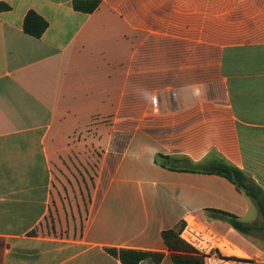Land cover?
Here are the masks:
<instances>
[{"label":"crops","instance_id":"1","mask_svg":"<svg viewBox=\"0 0 264 264\" xmlns=\"http://www.w3.org/2000/svg\"><path fill=\"white\" fill-rule=\"evenodd\" d=\"M0 4V264H174L163 232L188 215L264 264L210 211L255 224L256 203L195 170L224 159L264 191V0Z\"/></svg>","mask_w":264,"mask_h":264},{"label":"trees","instance_id":"2","mask_svg":"<svg viewBox=\"0 0 264 264\" xmlns=\"http://www.w3.org/2000/svg\"><path fill=\"white\" fill-rule=\"evenodd\" d=\"M98 1H76L74 8L79 11L93 12L99 6ZM9 9L7 5L0 4V10ZM48 22L35 11H29L24 19L23 30L25 33L35 38H41L46 32ZM195 170L208 174L223 176L234 183L239 191L244 192L256 203L261 219H264V191L255 183L250 181L245 174L224 159L212 163H201ZM214 217L227 222L232 228L245 236H252L255 232L262 230L260 223L246 224L237 216L218 210H210ZM182 222L179 226L163 232V238L174 264H205L204 259L197 255L195 250L184 242L179 234L183 228ZM107 251L120 258L123 264H141L145 260L155 263L162 261L164 254L133 249L109 248Z\"/></svg>","mask_w":264,"mask_h":264},{"label":"built area","instance_id":"3","mask_svg":"<svg viewBox=\"0 0 264 264\" xmlns=\"http://www.w3.org/2000/svg\"><path fill=\"white\" fill-rule=\"evenodd\" d=\"M183 223L180 238L204 259L205 264H263L257 259L239 256L205 221L188 215Z\"/></svg>","mask_w":264,"mask_h":264},{"label":"rangeland","instance_id":"4","mask_svg":"<svg viewBox=\"0 0 264 264\" xmlns=\"http://www.w3.org/2000/svg\"><path fill=\"white\" fill-rule=\"evenodd\" d=\"M72 175H70V178L69 179H66V181L68 180V181H73L74 180V182L75 181H78L77 179H78V177L80 176V180L81 181H83V177H82V175H79V174H76L74 177H76V178H73L72 179V177H71ZM259 223H260V225H262V230L261 231H259V232H255L254 234H253V241H255L259 246H261L262 248H264V219H261V217H260V219H259Z\"/></svg>","mask_w":264,"mask_h":264}]
</instances>
